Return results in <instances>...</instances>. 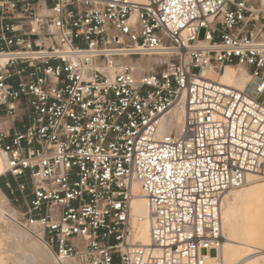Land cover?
I'll use <instances>...</instances> for the list:
<instances>
[{
	"label": "built area",
	"instance_id": "obj_1",
	"mask_svg": "<svg viewBox=\"0 0 264 264\" xmlns=\"http://www.w3.org/2000/svg\"><path fill=\"white\" fill-rule=\"evenodd\" d=\"M153 56L171 67L132 60ZM227 65L244 89L203 75ZM5 118L1 176L30 187L16 221L60 264H206L226 193L264 180V0H0ZM139 195L150 245L132 240Z\"/></svg>",
	"mask_w": 264,
	"mask_h": 264
},
{
	"label": "bare ground",
	"instance_id": "obj_2",
	"mask_svg": "<svg viewBox=\"0 0 264 264\" xmlns=\"http://www.w3.org/2000/svg\"><path fill=\"white\" fill-rule=\"evenodd\" d=\"M160 59V56H155L150 61L158 62ZM247 73L244 69L227 65L221 73L205 70L203 75L244 89L250 80V75L246 77ZM182 121L181 108L171 111L163 120L159 135L173 129L179 131ZM5 168V159L1 158L0 175ZM135 189L140 191L139 187ZM5 198L0 189V264H46L48 251L43 250L36 239L6 220L2 202ZM131 210L134 223L132 240L150 245V216L146 198L143 195L135 197ZM222 220L225 241L217 252L213 251L206 264H264V180L250 176L247 184L227 192L222 202Z\"/></svg>",
	"mask_w": 264,
	"mask_h": 264
},
{
	"label": "rangeland",
	"instance_id": "obj_3",
	"mask_svg": "<svg viewBox=\"0 0 264 264\" xmlns=\"http://www.w3.org/2000/svg\"><path fill=\"white\" fill-rule=\"evenodd\" d=\"M203 32L204 31L201 32V37H203ZM150 58L151 57H142V58H133L132 60L136 62V65L138 64L139 68L143 72H162L166 69H169L172 65L171 62H168V59L164 57H161L160 61L158 62H151ZM248 75L250 74L247 73L246 77H248ZM2 122L3 123L0 125V129L7 128L8 126H12L14 124V121L9 120L7 118L2 120ZM3 177L9 178L10 175L7 176L0 175V178ZM24 182H28V180L26 179ZM11 186L13 189V194L14 195L20 194V197L17 195L19 199L18 201H14L8 194H6L3 190H1L6 196V198L2 200L5 206L3 215L5 216L6 220L9 223L15 225L16 227H19V229H21L24 233H27L33 239H36L42 245L43 250L48 251L46 255L47 258L46 264H60L56 259L55 255L52 252H50V250H48L49 248L44 241H42L35 233L29 231L28 229H26L24 226H22L16 221L17 219H19L18 217L20 216V214L23 211H25L27 208V201L29 200L30 197V187H28V189L24 193H21L18 190V187L13 186L12 183Z\"/></svg>",
	"mask_w": 264,
	"mask_h": 264
},
{
	"label": "crops",
	"instance_id": "obj_4",
	"mask_svg": "<svg viewBox=\"0 0 264 264\" xmlns=\"http://www.w3.org/2000/svg\"><path fill=\"white\" fill-rule=\"evenodd\" d=\"M11 126H8L7 128H3V129H9ZM26 180V177L20 178L19 180H15L14 178H12V176H10L9 178H0V189L4 191L3 188H5L6 191H4L6 194H8L14 201H18V196L20 197V194H13V189L8 188L6 183L10 182L13 184V186L17 187L18 182H24ZM18 195V196H17Z\"/></svg>",
	"mask_w": 264,
	"mask_h": 264
},
{
	"label": "trees",
	"instance_id": "obj_5",
	"mask_svg": "<svg viewBox=\"0 0 264 264\" xmlns=\"http://www.w3.org/2000/svg\"><path fill=\"white\" fill-rule=\"evenodd\" d=\"M3 189H4V191H6L5 188H3Z\"/></svg>",
	"mask_w": 264,
	"mask_h": 264
}]
</instances>
